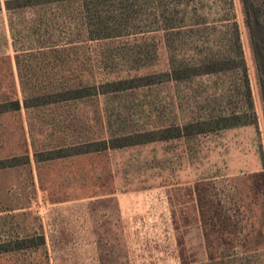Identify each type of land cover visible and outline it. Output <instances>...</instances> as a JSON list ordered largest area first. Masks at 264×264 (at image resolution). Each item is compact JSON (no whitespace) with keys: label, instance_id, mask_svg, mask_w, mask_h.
<instances>
[{"label":"rangeland","instance_id":"1","mask_svg":"<svg viewBox=\"0 0 264 264\" xmlns=\"http://www.w3.org/2000/svg\"><path fill=\"white\" fill-rule=\"evenodd\" d=\"M0 264H264L241 0H0Z\"/></svg>","mask_w":264,"mask_h":264},{"label":"trees","instance_id":"2","mask_svg":"<svg viewBox=\"0 0 264 264\" xmlns=\"http://www.w3.org/2000/svg\"><path fill=\"white\" fill-rule=\"evenodd\" d=\"M244 23L247 27L251 50L255 60L259 78L260 97L264 107V0H241ZM222 69V68H220ZM222 121H231L222 127L240 125L236 122L239 115L221 118Z\"/></svg>","mask_w":264,"mask_h":264}]
</instances>
